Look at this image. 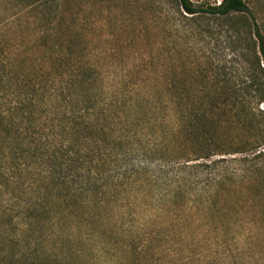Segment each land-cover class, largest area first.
Listing matches in <instances>:
<instances>
[{
    "label": "rangeland",
    "instance_id": "obj_1",
    "mask_svg": "<svg viewBox=\"0 0 264 264\" xmlns=\"http://www.w3.org/2000/svg\"><path fill=\"white\" fill-rule=\"evenodd\" d=\"M191 1L207 7L223 0ZM245 2L264 27V0ZM61 5L58 15L38 11L2 31L15 55L29 58L23 69L34 71V83L69 90L58 92V114L50 113L51 118H60L62 126L79 123L82 102L75 91L89 79L88 69L99 78L88 105L108 126L117 114L130 111L133 117L138 102L154 113L139 126L140 134L130 129L134 137L125 145L129 152L141 145L149 155L136 157L127 179L104 193L76 201L54 198L34 229L33 245L42 254H65L70 264H264L263 232L249 225L254 215L232 219L225 189L215 197L207 171L190 169L195 162L188 159L170 158L171 139L165 134L175 123L165 104L152 100V89L164 85L157 77L172 69L179 91L189 88V103L200 105L209 69H241L236 37L219 21L191 26L160 0H62ZM2 9L0 22L6 15ZM36 40L46 46L39 43L35 50ZM78 80L79 87L68 88ZM9 199L0 188V214L10 207L16 216ZM16 227L23 230L25 222L0 220V251L6 246L3 235Z\"/></svg>",
    "mask_w": 264,
    "mask_h": 264
},
{
    "label": "trees",
    "instance_id": "obj_2",
    "mask_svg": "<svg viewBox=\"0 0 264 264\" xmlns=\"http://www.w3.org/2000/svg\"><path fill=\"white\" fill-rule=\"evenodd\" d=\"M61 1L0 0L6 14L0 22V188L17 209L14 216L8 207L0 220L25 222L23 230L16 227L3 235L6 246L0 251V264H70L65 254H42L31 242L53 199L76 201L104 193L113 183L127 179L128 166L136 157L149 155L141 145L130 152L125 145L135 132L141 133L139 126L154 108L146 109L144 102H138L133 117L130 111L117 114L108 126L107 118L88 105L99 79L88 69L89 79L75 91L82 102L77 111L80 121L62 126L60 118L55 117L56 121L49 114H58L54 108L58 92L69 94V90L58 89L55 83H34V71L23 69L29 58L15 55V47L2 35L21 16L38 11L58 15ZM160 3L169 5L191 26L222 22L227 34L237 39L241 69H209L210 82L200 105L189 103V88L179 91L172 69H163L157 77L164 85L152 89V100L165 104L175 123L165 134L171 139L170 158L188 159L195 162L190 169L207 171L213 177L214 196L225 189L222 196L232 219L251 213L255 217L249 225L259 226L264 234V27L245 0H223L207 7L191 0ZM39 43L46 46L45 41L36 40L35 50ZM79 85L78 80L68 88ZM263 234L259 244L264 245Z\"/></svg>",
    "mask_w": 264,
    "mask_h": 264
},
{
    "label": "built area",
    "instance_id": "obj_3",
    "mask_svg": "<svg viewBox=\"0 0 264 264\" xmlns=\"http://www.w3.org/2000/svg\"><path fill=\"white\" fill-rule=\"evenodd\" d=\"M221 4V3H220Z\"/></svg>",
    "mask_w": 264,
    "mask_h": 264
}]
</instances>
